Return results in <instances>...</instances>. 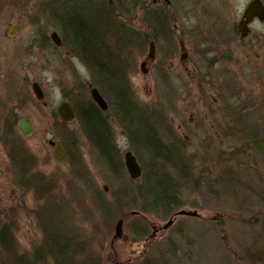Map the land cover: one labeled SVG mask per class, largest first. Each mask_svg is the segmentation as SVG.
I'll return each instance as SVG.
<instances>
[{
    "label": "rangeland",
    "instance_id": "1",
    "mask_svg": "<svg viewBox=\"0 0 264 264\" xmlns=\"http://www.w3.org/2000/svg\"><path fill=\"white\" fill-rule=\"evenodd\" d=\"M68 1L0 0V73L20 80L0 91L1 114L20 105V116L33 124L31 137L20 135L24 160L32 162L22 167L16 183L20 203L17 209H0V227L9 229L18 253L30 255L53 234L87 245L85 251L100 264H264V155L247 141L251 134L264 137V25L255 27L258 36L244 41L232 31L253 0H169L170 14L181 19V32H172L174 23L167 22L171 33L156 35L157 59L149 73L140 70L149 43L129 46L123 57L127 85L141 106L128 128L145 139L141 124L147 123L161 143L181 140L180 160L160 158L156 164L173 188L176 204L169 209L199 215L177 218L154 238V228L166 225L174 213L146 208L128 195L127 187L136 189L144 177L133 181L124 163L132 151L148 173L154 164L150 154L140 152L109 114L110 137L124 166L121 180L94 151L78 121L64 123L57 114L68 98L90 97L93 84L88 68L70 48L48 42L51 23L39 14L46 5ZM116 2L117 21L135 34L154 32L146 15L166 13L163 0L160 5L153 0H139L136 6H131L133 0ZM205 10L213 21L204 19ZM16 18L18 32L10 38ZM185 51H191L186 65L180 61ZM34 82L44 92L41 102L32 92ZM60 134L73 142L62 163L54 160L49 144L61 145ZM235 147H244L243 154L231 151ZM146 200L152 204L151 198ZM120 220L128 242L115 238Z\"/></svg>",
    "mask_w": 264,
    "mask_h": 264
},
{
    "label": "trees",
    "instance_id": "2",
    "mask_svg": "<svg viewBox=\"0 0 264 264\" xmlns=\"http://www.w3.org/2000/svg\"><path fill=\"white\" fill-rule=\"evenodd\" d=\"M138 1L133 0L131 6H136ZM118 7L119 4H117L116 0H112V2L109 0H69L65 4L46 5L43 9L41 8L39 14L47 20L50 14L56 15V20H58L62 30L67 35L66 39L69 48H74L79 52V57L88 68L93 80L92 87L97 88L101 95L108 100L110 114L116 118L115 120L122 128L129 132L132 141L137 143V149L140 152L145 150L150 154L151 162L154 163L153 166H156L154 168L153 166H150V168L148 166V173L143 166L145 174L141 179L144 177V182L136 189L127 187L128 190L126 192H128V195L130 192V195L134 196V200L137 199L142 202L146 208H158L160 212L167 213L171 205L176 204V201L172 186L164 176L160 175L156 162L160 161V158L163 161L165 160L164 162L167 161L169 163H171L169 160H180V153L177 149L161 145L162 143L156 133L147 123L141 124L144 128L142 136L145 139L142 138L143 140L139 137L141 134L136 136L133 130L128 128L129 121L132 122L134 120L136 112L140 113L141 106L138 105L130 90V86L128 87L127 85V78L124 72L126 63L123 59L126 53L128 54L130 49H132H129V46L134 47V49L139 48L144 45V42L147 44L149 40H155L157 37L153 38V34L149 36L135 34L133 32L134 28L131 31L129 28L122 26L115 17V15L118 16L117 13L120 11ZM153 14L155 15V12ZM147 24L149 29L152 30L155 26L158 28L164 26V22L155 20L154 16H152L151 22L148 21ZM70 102L75 108L76 120L83 130V135L90 142L94 151L108 164L114 176L122 180L121 175L124 172V166H122L120 155L111 140L109 124L99 113L90 97H75ZM121 115L126 117L124 124ZM60 135L61 145L69 153L73 142L67 136ZM17 137L22 142L21 136ZM248 140L257 145L255 150L263 156L264 150L261 146L263 145L264 137H260L258 134H251L248 135ZM237 148L241 147H235L231 151H236ZM237 150H239V153H236V155L240 156L244 152V147ZM25 164L23 156L19 166L21 165L20 167L22 168ZM223 182L225 181L223 180ZM124 186H126V183ZM148 197L152 199V204L150 205L147 204L146 198ZM103 210L108 214L107 208ZM142 210L144 212L149 211V209ZM9 233L10 231L7 227H0V264L101 263V261L94 262L93 255L85 251L87 245L78 246L71 240L64 242L61 236L53 234L46 236L43 239L42 246L36 247L30 255L26 253L19 254L17 246L12 242V236Z\"/></svg>",
    "mask_w": 264,
    "mask_h": 264
},
{
    "label": "flooded vegetation",
    "instance_id": "3",
    "mask_svg": "<svg viewBox=\"0 0 264 264\" xmlns=\"http://www.w3.org/2000/svg\"><path fill=\"white\" fill-rule=\"evenodd\" d=\"M109 1L112 2V0H109ZM172 1L174 2L175 0H172ZM254 1H257V0H253L249 3V5L244 9L240 19L238 20L237 25L232 30L233 33L235 35H237V38L241 39L242 41H244V39H248V38L252 37L253 34L258 36V34L254 33L255 27H258L261 24L264 25V20H261L257 16H254L253 18H251V20H249V22L247 23V19L245 18V13H246L248 7L250 6V4L253 3ZM259 1L261 2L262 6L264 8V0H259ZM161 2H162V0H153L152 3H153V5H156V4L160 5ZM163 2H164L163 6L165 7L164 11L166 13L165 14L164 13H157L155 15L154 14L146 15V18H147L146 21L147 22L150 21L152 16H154L155 20H160V21L164 22V26H162L161 28H158L157 26H155V28L153 29L154 32L152 31V33H145L144 32V34L146 36L153 34V38H156L157 37L156 35L162 34L163 37H165V36L167 37L168 33L169 34L171 33L170 30L168 29V23L169 22L174 23L173 28L171 29L172 32H181V29L179 28L180 26L178 24L181 21V19L175 14H173V15L170 14V11L172 10L173 4H171V1H169V0H163ZM65 3H63V4H65ZM52 4H54V3H52ZM144 6H145V10L149 9L147 4H145ZM190 6H193L195 8L196 17H197V14H198V17H200L199 12L196 9V6H194V5H190ZM182 9L187 10L186 8H182ZM204 12H205L204 19H209V20L213 21L214 17L207 15L206 10ZM115 17H118V16L115 15ZM47 21L49 23H51V28H52L51 34L47 39L48 42H50L52 44V46L55 48L61 49V48L66 47L67 49H69L67 39H66L67 35L62 30V27L60 26L58 20H56V15L50 14ZM19 23H20L19 18L18 19L16 18L14 20L13 25H12V29H10L11 31L7 34L8 37L13 38L16 36V34L18 32V28H19ZM241 24H245L244 26H246V29L248 32L247 36H245V37L242 36V33L239 30V26ZM216 26L217 25H213L211 27L210 31H212L214 33L215 30H213V29H216ZM195 32L197 33L198 29ZM53 34H56V36L58 38L57 40L59 41V44H57L53 40V37H52ZM211 34L212 33L210 32V35ZM237 38H236V40H238ZM156 42H158L157 39L149 40L147 42V43H149V49L151 48L150 46L153 43L154 54H153V56H151L150 50H149L148 55L141 62L140 70L143 74H148L149 71L151 70L152 66L155 65V63H156V59H157ZM247 46L252 47L251 44H248ZM253 46L255 47V45H253ZM72 49H73V51H72ZM70 50H71L72 55L76 56L75 59L79 60L85 66L84 62L79 57V52H77L74 48H71ZM16 52H18V51H16ZM190 52L191 51H188V52L185 51L180 57V61L184 65H186V62H187V59H188ZM142 66L144 67L143 68L144 72L142 71ZM17 81L19 82L20 80L16 77L15 78H13V77L9 78V76L7 77V76L0 73V91L3 89V87L5 88V90L10 89L12 84H13V86L15 84H18ZM35 84H37L38 87L40 88V90L43 92L42 87L37 82L32 83V92H33V86ZM89 88H90V95H91V88H93L92 85ZM93 89H97V88H93ZM97 91L99 92L98 89H97ZM43 94H44V92H43ZM100 95H101V93H100ZM0 96H1V94H0ZM102 98L104 99V101L107 105L106 110H102L95 102L94 103H95L97 109L99 110V113L105 118L106 122L109 124L110 119H111V117L109 115L110 114V105H109L108 100L106 98H104V96H102ZM64 103H68L71 106L72 110H74V112H75V108L73 107L69 98H68V100H65L62 104H64ZM0 108H2L1 105H0ZM8 110L3 115V114H1L3 109H2V111L0 109V209H17L18 205L20 203V200L17 199V193L19 192L18 191L19 188H18L16 183H17V181H19V179H21L22 168L20 167L21 165L19 166V164H20L19 163V160H20L19 157L22 155V149H23V145H24V143H22L20 141V139L17 137V136L20 137V135H22L21 129L19 127V123L22 120H27L30 122L32 129H33V124L31 123V121L28 118H24V117L20 116V105H14ZM225 112H228V111H225ZM57 114H58V108H57ZM193 122L194 121H192V120L190 121V123H193ZM109 127H110V125H109ZM181 127H182V125L180 124L178 128L181 129ZM171 143H172V145H170ZM161 145H163L165 147L167 146V148H174L177 150L180 149V146L182 148H184L183 144L179 138L178 139L177 138L172 139L171 142H169V145H166L163 143ZM51 146L54 149V146L53 145H51ZM55 146H57V145H55ZM64 151L66 154L67 153L66 148H64ZM129 152L132 154V156L135 157V159L137 160L138 164L140 165V167L143 171L142 164L140 163L139 158H137L132 151H129ZM67 156L68 155L66 154V157ZM25 162H26V160H25ZM29 163L32 164L31 161H29ZM29 163L27 161L26 165L27 166L30 165ZM7 167H9L11 169L8 171ZM40 178L44 179L42 177H40ZM40 186L47 187V185H40ZM168 211H169V209H168ZM181 211H184V210H181ZM181 211L174 213L175 211L173 212L172 210H170L169 212H167V216L168 215L170 216L171 213H174V214L170 217V220L168 221V223L166 225L162 226L161 228H159V227L154 228L152 238L157 236L160 232L163 233V232L169 230L175 224L177 218L189 217V216H179L178 213ZM187 212H190V211H187ZM195 213H197V212H195ZM3 217H4V215H2V213H0V219ZM191 218H199V215L197 214L195 217H191ZM126 236H127V239H124V235H123V237L118 238V239H121L124 242H128L129 237H128V235H126ZM140 239L141 238H138V239H136V241H141ZM258 259H259V257H258Z\"/></svg>",
    "mask_w": 264,
    "mask_h": 264
},
{
    "label": "water",
    "instance_id": "4",
    "mask_svg": "<svg viewBox=\"0 0 264 264\" xmlns=\"http://www.w3.org/2000/svg\"><path fill=\"white\" fill-rule=\"evenodd\" d=\"M254 16L259 17L261 20H264V8L261 4V2L259 0L254 1L253 3L250 4V6L248 7L246 13H245V18L247 19V23L249 22V20H251V18H253ZM245 24H241L239 26V30L242 33V36L245 37L247 36V29L246 26H244ZM16 29V28H15ZM53 40L59 44V41L57 40V36L56 34H53ZM150 55L153 56L154 54V46L153 43L150 46ZM143 66H142V71L143 70ZM33 92L36 96V98L41 101L44 99V94L43 92L40 90V88L38 87L37 84H35L33 86ZM91 96L92 99L94 100V102L102 109V110H106L107 109V105L104 101V99L102 98V96L100 95V93L97 91V89H93L91 91ZM58 113L60 115V117L62 118V120H64L65 122H70L75 118V114L71 108V106L68 103H64L62 104L59 109H58ZM19 127L21 129V132L23 134V136L25 137H31L33 135V129L31 127V124L29 121L27 120H22L19 123ZM50 145H54L53 142L50 143ZM66 158V154L65 151L63 149L62 146H57L54 150V159L57 162H64ZM125 165L126 168L128 170L129 175L133 178V179H137L141 176V168L139 166V164L137 163L136 159L134 156L131 155V153H127L125 156ZM179 216H189V217H195L197 215V213L195 212H187V211H181L178 213ZM123 237V221L120 220L115 228V238H121ZM124 239H127V236H124Z\"/></svg>",
    "mask_w": 264,
    "mask_h": 264
}]
</instances>
